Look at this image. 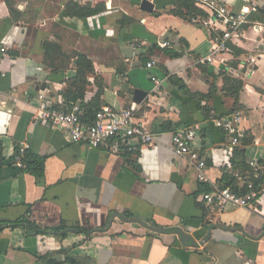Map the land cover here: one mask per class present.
<instances>
[{
    "label": "crops",
    "instance_id": "obj_1",
    "mask_svg": "<svg viewBox=\"0 0 264 264\" xmlns=\"http://www.w3.org/2000/svg\"><path fill=\"white\" fill-rule=\"evenodd\" d=\"M143 1L0 0V264H264V196L250 209L202 200L241 173L210 113H242L247 144L237 150L264 167V0H218L234 12L257 10L233 52L212 63H203L213 55L211 29L171 14L174 0H148L151 12ZM70 3L97 10L80 18ZM78 71L89 84L77 105L136 104L134 121L157 142L132 140L134 151L117 155L72 143L39 119L42 100L64 110ZM225 77L243 82L238 100ZM185 128L196 131L206 183L171 150L170 134ZM23 146L43 161L41 175L15 165ZM177 230L199 246L184 245Z\"/></svg>",
    "mask_w": 264,
    "mask_h": 264
},
{
    "label": "built area",
    "instance_id": "obj_2",
    "mask_svg": "<svg viewBox=\"0 0 264 264\" xmlns=\"http://www.w3.org/2000/svg\"><path fill=\"white\" fill-rule=\"evenodd\" d=\"M203 9L208 17H194L191 23L209 28L213 31V55L208 56L203 63H212L214 55L231 54L233 50L230 42L239 36L241 28L248 23V15L257 10L256 5L243 8L240 12H234L229 6L218 0H194ZM170 43L160 42L162 49L170 48ZM3 53L4 49H0ZM252 69L255 68L256 60L251 59ZM149 69L152 63L147 65ZM155 86L160 85L156 77H152ZM43 99V97H41ZM139 106L132 104L121 111L110 107H102L95 115L91 123L84 120V112L79 105L69 111L54 108L48 102L40 104L38 118L49 122L54 128L69 135L72 143H83L95 150H105L108 153L120 154L132 153L134 147L130 144L136 140L141 145L152 146L157 142V135L149 132L141 124L134 121V114ZM208 120L218 129L222 130L230 138L229 151L234 152L246 145L245 141V117L236 112L227 116L211 114ZM171 135V150L180 157L188 160L192 169L197 172L200 183H206L207 163L201 156L200 151L193 145L196 131L192 128L178 129ZM27 147H20V155L16 157L15 165L21 169L25 167L22 155ZM0 161V168H1ZM248 170L245 175L236 174L239 181H244L246 192L239 195L229 188L213 189L202 194V200L209 207L225 209L228 205L240 209H250L264 196V167L255 160L247 164ZM259 182V183H258Z\"/></svg>",
    "mask_w": 264,
    "mask_h": 264
},
{
    "label": "trees",
    "instance_id": "obj_3",
    "mask_svg": "<svg viewBox=\"0 0 264 264\" xmlns=\"http://www.w3.org/2000/svg\"><path fill=\"white\" fill-rule=\"evenodd\" d=\"M174 2H175V6L171 9L170 12L175 16L184 18L186 20H191L194 17H201V18L208 17V14L203 9H201L194 0H174ZM96 10L97 9H95V11ZM68 11L73 12L77 17L80 18L86 17L89 14L95 12L94 10L88 8V6L83 8L76 3H70L68 5ZM168 53L170 54L171 57L176 56L171 52ZM174 83L178 84L182 91L186 90V86L182 80L174 79ZM88 84H89L88 73L84 71H78L76 78L68 81V89L64 92L63 95L66 104L64 110L69 111L72 107L76 106L78 102H82ZM225 85H226L225 91L231 97L238 100L240 92L242 91L244 86L243 82L233 79L231 77H225ZM80 107L84 112L85 122L91 123L94 120L96 113L101 109L102 104L101 102H95L91 105H85L81 103ZM211 114H215V113H210L209 117ZM172 130L173 128L168 126L164 127V129L163 128L161 129V131H167V132ZM19 155H20V147H17L15 160L16 157ZM232 157H233L234 167H237L236 169H241L240 174L245 175V173L248 170V166L245 162L244 152L241 150L240 151L236 150L232 152ZM21 159L27 170H30L33 173L35 172L38 175L42 174L43 161L41 159L29 154L28 151L24 152ZM0 161H1V157H0ZM222 188H229L233 192L239 195H243L246 192L245 183H239L237 177L236 176L233 177V175H231V177L227 179V183ZM31 226L33 230H36L34 225L31 224ZM70 262L75 263V261L72 260H70ZM48 264H60V263L54 260H50L48 261Z\"/></svg>",
    "mask_w": 264,
    "mask_h": 264
},
{
    "label": "water",
    "instance_id": "obj_4",
    "mask_svg": "<svg viewBox=\"0 0 264 264\" xmlns=\"http://www.w3.org/2000/svg\"><path fill=\"white\" fill-rule=\"evenodd\" d=\"M142 8L146 11H149L151 12L153 10V5L150 3V1L148 0H144L143 1V6ZM138 98L135 100V102L137 104H140L142 103L143 101V97H142V94L139 93L138 91L136 92ZM144 94V93H143ZM140 95V96H139ZM145 95V94H144ZM175 234L178 235L180 238H181V241L184 245L186 246H189V247H198L199 245L195 243V241L190 237L188 236L186 233L182 232V231H175Z\"/></svg>",
    "mask_w": 264,
    "mask_h": 264
}]
</instances>
